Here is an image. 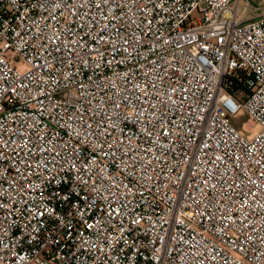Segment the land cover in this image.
Here are the masks:
<instances>
[{"label":"built area","instance_id":"2783aa9c","mask_svg":"<svg viewBox=\"0 0 264 264\" xmlns=\"http://www.w3.org/2000/svg\"><path fill=\"white\" fill-rule=\"evenodd\" d=\"M0 264H264V0H0Z\"/></svg>","mask_w":264,"mask_h":264},{"label":"rangeland","instance_id":"374dc122","mask_svg":"<svg viewBox=\"0 0 264 264\" xmlns=\"http://www.w3.org/2000/svg\"><path fill=\"white\" fill-rule=\"evenodd\" d=\"M253 2L257 3L259 0H253ZM232 122L233 124L238 128L241 129L243 124H245V127L247 130H250L251 122H248L246 115L241 114V115H234L232 116ZM253 128V127H252ZM249 133V131H247Z\"/></svg>","mask_w":264,"mask_h":264},{"label":"trees","instance_id":"16d2710c","mask_svg":"<svg viewBox=\"0 0 264 264\" xmlns=\"http://www.w3.org/2000/svg\"><path fill=\"white\" fill-rule=\"evenodd\" d=\"M228 89L233 93L239 94L241 87L238 86L235 81H233V83L229 86Z\"/></svg>","mask_w":264,"mask_h":264}]
</instances>
